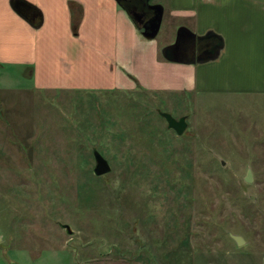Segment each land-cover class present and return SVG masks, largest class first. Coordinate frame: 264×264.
I'll return each instance as SVG.
<instances>
[{
	"label": "rangeland",
	"instance_id": "obj_1",
	"mask_svg": "<svg viewBox=\"0 0 264 264\" xmlns=\"http://www.w3.org/2000/svg\"><path fill=\"white\" fill-rule=\"evenodd\" d=\"M0 102V264H264V94L44 91L3 66Z\"/></svg>",
	"mask_w": 264,
	"mask_h": 264
},
{
	"label": "crops",
	"instance_id": "obj_2",
	"mask_svg": "<svg viewBox=\"0 0 264 264\" xmlns=\"http://www.w3.org/2000/svg\"><path fill=\"white\" fill-rule=\"evenodd\" d=\"M13 1L0 0V69L27 67L35 89L264 94V0H168L161 25L172 28L174 38L163 45L158 35L145 39L133 10L115 0H16L41 13L38 27ZM71 3L82 11L75 34ZM179 34L185 40L209 35L212 47L221 44L219 55L197 62L180 56L179 44L165 59L164 49L175 46ZM8 126L0 116V136L10 133Z\"/></svg>",
	"mask_w": 264,
	"mask_h": 264
},
{
	"label": "water",
	"instance_id": "obj_3",
	"mask_svg": "<svg viewBox=\"0 0 264 264\" xmlns=\"http://www.w3.org/2000/svg\"><path fill=\"white\" fill-rule=\"evenodd\" d=\"M115 1L117 3L119 2V0H115ZM18 3H20V2L18 1ZM16 6L20 7L23 5L18 4ZM13 9L17 12L16 8H13ZM151 9L155 10L154 18L151 21H149L150 27L145 28L142 31V36L147 40H153L156 38V36L159 33V29H160L161 21H162V16H163V8L160 5L154 6V8H151ZM191 37L194 38L195 42H203L204 40L209 39V35H206L204 37H195V36L191 35ZM182 39H185L184 35L179 34V36L177 38V44L175 46H171L169 48L164 49L163 55H164L165 59L171 60V56L173 54L172 51L176 50L175 48L180 44V41ZM221 47H222L221 44L216 45L215 47H212V49L210 51L204 52L205 54H203L202 57L199 56L197 58V62H199V61L200 62H207V61H211V60L217 58V56L219 55V52L221 50ZM161 116L167 121L169 128L173 129L178 135H181L186 130L187 123L185 121V118H182L179 121H176L174 118H172L168 114H164ZM93 156H94V160H95L94 175L97 177H100V176H103V175L110 173L111 168H110L108 162L97 151H95V150L93 151ZM246 182L247 183L251 182V172L250 171H248ZM63 227L68 234L72 233L71 229L68 226H63ZM230 237L234 240V242L236 243L237 246H241L244 243V240L239 236L230 235ZM0 241H1V238H0Z\"/></svg>",
	"mask_w": 264,
	"mask_h": 264
},
{
	"label": "flooded vegetation",
	"instance_id": "obj_4",
	"mask_svg": "<svg viewBox=\"0 0 264 264\" xmlns=\"http://www.w3.org/2000/svg\"><path fill=\"white\" fill-rule=\"evenodd\" d=\"M119 3L133 10L132 12L136 17V22L139 25L138 27L141 33L145 28L150 27L149 21L154 18L155 10L151 8L160 5L159 3H156L155 0H119ZM188 37L190 38L187 40L182 39L180 41V56L197 59L199 56L202 57V55L205 54L204 52L212 49L213 45L211 44V40L207 39L203 42H195L194 38L191 36Z\"/></svg>",
	"mask_w": 264,
	"mask_h": 264
},
{
	"label": "trees",
	"instance_id": "obj_5",
	"mask_svg": "<svg viewBox=\"0 0 264 264\" xmlns=\"http://www.w3.org/2000/svg\"><path fill=\"white\" fill-rule=\"evenodd\" d=\"M13 5L16 8L17 12L21 14L24 18H26L28 21H30L31 24H33L35 27H38L41 24V13L36 8H20L16 5L20 4L18 1H13ZM73 4L71 3V14H72V21H71V28L73 34L77 32V28L79 25L80 17L82 14L81 8H73ZM121 7H124L121 3H119Z\"/></svg>",
	"mask_w": 264,
	"mask_h": 264
}]
</instances>
